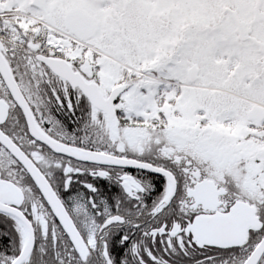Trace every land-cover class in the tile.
<instances>
[{"label": "snow or ice", "instance_id": "obj_1", "mask_svg": "<svg viewBox=\"0 0 264 264\" xmlns=\"http://www.w3.org/2000/svg\"><path fill=\"white\" fill-rule=\"evenodd\" d=\"M0 264H264V0H0Z\"/></svg>", "mask_w": 264, "mask_h": 264}]
</instances>
